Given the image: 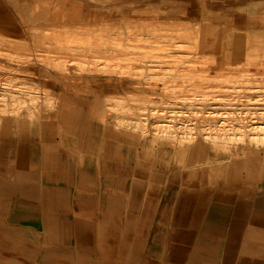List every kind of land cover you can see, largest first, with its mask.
<instances>
[{
    "label": "rangeland",
    "instance_id": "1",
    "mask_svg": "<svg viewBox=\"0 0 264 264\" xmlns=\"http://www.w3.org/2000/svg\"><path fill=\"white\" fill-rule=\"evenodd\" d=\"M121 2L0 0V113L51 107L58 89H111L98 98L102 119L170 147L201 211L213 179L218 188L244 164L264 166V0H134L133 15L102 7ZM251 180L227 194L238 205L219 264H264V171ZM165 248L143 262L186 263Z\"/></svg>",
    "mask_w": 264,
    "mask_h": 264
},
{
    "label": "crops",
    "instance_id": "2",
    "mask_svg": "<svg viewBox=\"0 0 264 264\" xmlns=\"http://www.w3.org/2000/svg\"><path fill=\"white\" fill-rule=\"evenodd\" d=\"M111 1L122 2L106 11L134 14V0ZM110 91L58 89L51 107L0 113V264H146L170 255L166 241L185 264L220 263L238 205L227 194L261 179L263 163L249 160L219 190L213 179L197 212L170 147L102 119L98 98Z\"/></svg>",
    "mask_w": 264,
    "mask_h": 264
}]
</instances>
